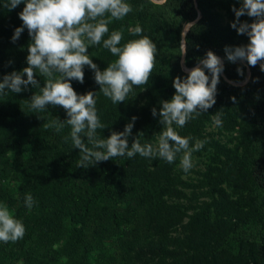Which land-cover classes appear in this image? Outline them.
<instances>
[{
    "label": "trees",
    "instance_id": "trees-1",
    "mask_svg": "<svg viewBox=\"0 0 264 264\" xmlns=\"http://www.w3.org/2000/svg\"><path fill=\"white\" fill-rule=\"evenodd\" d=\"M0 0V82L6 74L27 67V29L13 43L22 25L24 4L8 11ZM133 11L108 25L123 32L121 46L138 39L128 28L141 26V36L157 46L155 67L147 84L134 86L125 102L113 104L99 92L93 71L85 66L84 83L71 81L79 95L96 93L98 117L106 128L99 138L123 131L137 117L129 145L156 144L161 101L175 94L173 80L188 75L210 50L221 57L224 71L216 103L183 128L182 137L207 140L192 154L193 168L184 173L181 154L169 164L156 158L116 157L88 169L77 168L79 150L64 142L70 127L57 133L44 125L67 119L57 106L35 113L29 108L39 88L0 95V204H6L25 226L23 239L0 242V264H264V72L259 63H231L225 46L246 45L247 36L230 27L237 0H126ZM142 7V10H140ZM251 23L254 18L242 16ZM186 56H180L183 27ZM103 71L113 62L101 45L88 49ZM199 66V65H198ZM242 68L243 75L237 72ZM250 71L249 79L242 82ZM205 74H211L205 69ZM26 79V76L24 77ZM40 86L44 78L36 75ZM7 91V90H6ZM235 97V101H233ZM157 116H152V108ZM222 112V124L212 116ZM90 146V145H89ZM30 193L31 210L24 199Z\"/></svg>",
    "mask_w": 264,
    "mask_h": 264
},
{
    "label": "clouds",
    "instance_id": "clouds-1",
    "mask_svg": "<svg viewBox=\"0 0 264 264\" xmlns=\"http://www.w3.org/2000/svg\"><path fill=\"white\" fill-rule=\"evenodd\" d=\"M152 4H164L166 0H150ZM240 7H232L235 19L230 27L238 35L248 38L246 45L225 46V58L228 62H246L250 67L259 63L264 72V0H237ZM24 4L18 14L22 21L15 28L11 37L15 43L27 29L30 42L27 44V67L21 72L13 71L6 74L0 82V95L7 92L21 93L30 85L39 88V94H33L29 108L35 113L43 112L46 106L61 107L67 119L59 118L45 124L44 127L54 128L60 133L65 126L70 127L64 142H71L73 149L79 150L77 168L88 169L99 162L113 160L116 157L129 159L137 154L149 159H162L171 164L177 154H181L179 167L188 173L194 166L192 154L201 150L207 140H195L190 147L192 137L180 136L173 125L183 128L190 120L206 113L216 103L217 85L224 71V63L212 51L199 59V66L192 69L184 67L188 75L173 80L175 94L170 100L161 101L159 109V124L155 146L142 145L137 136L129 145V137L137 117L133 116L123 131H112L107 138H99L98 129H105L96 109V93L89 91L79 95L73 89L71 81L84 83V68L87 66L94 73V81L99 85V92L111 100L113 104L125 102L134 86L139 87L148 83L157 58V46L147 36H141V26L128 28L138 39L129 40L121 46L123 32L109 33L108 25L114 20L122 21L133 11L126 0H5L3 7L8 11ZM142 10V7L141 9ZM242 16L254 18L251 23L241 21ZM195 26L194 22L184 25L181 32L180 56H186V35ZM110 51L116 59L101 71L89 57L91 46L101 45ZM205 69L211 74H205ZM237 72L243 75L242 68ZM39 73L44 78L41 87L36 79ZM26 76V79L24 78ZM7 90V91H6ZM235 101V97L232 98ZM152 116H157L155 107ZM222 112L217 111L212 120L216 126L222 124ZM90 145V146H89ZM25 207L29 210L35 204L33 196L28 193L24 199ZM26 229L22 221L16 219L6 204H0V242L8 244L23 239Z\"/></svg>",
    "mask_w": 264,
    "mask_h": 264
},
{
    "label": "water",
    "instance_id": "water-1",
    "mask_svg": "<svg viewBox=\"0 0 264 264\" xmlns=\"http://www.w3.org/2000/svg\"><path fill=\"white\" fill-rule=\"evenodd\" d=\"M193 22V21H192ZM219 57V56H218ZM221 58V57H220ZM222 60V59H221ZM199 65V63L198 64H196L195 66H193L192 68H194V67H197ZM192 68H187V69H192ZM249 76H250V71L248 70V72H247V76L245 77V79L242 81V82H240L239 84H243L244 82H246L248 79H249Z\"/></svg>",
    "mask_w": 264,
    "mask_h": 264
},
{
    "label": "rangeland",
    "instance_id": "rangeland-1",
    "mask_svg": "<svg viewBox=\"0 0 264 264\" xmlns=\"http://www.w3.org/2000/svg\"><path fill=\"white\" fill-rule=\"evenodd\" d=\"M194 162V161H193Z\"/></svg>",
    "mask_w": 264,
    "mask_h": 264
}]
</instances>
